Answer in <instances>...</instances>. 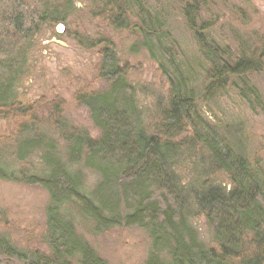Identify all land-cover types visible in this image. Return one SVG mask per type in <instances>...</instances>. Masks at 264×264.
<instances>
[{"label":"trees","instance_id":"16d2710c","mask_svg":"<svg viewBox=\"0 0 264 264\" xmlns=\"http://www.w3.org/2000/svg\"><path fill=\"white\" fill-rule=\"evenodd\" d=\"M86 1L90 20L136 38L167 82L166 104L153 121H143L128 81L130 67L100 31L73 39L99 57L95 71L106 88L74 96L99 138L70 127L61 100L44 107L22 104L16 87L33 38L43 25H63L77 7L73 0H0V120L12 123L14 145L7 151L12 164L0 159V180L40 187L50 199L44 237L49 254L21 251L0 235V264H107L76 234V216L63 210L69 204L79 218L94 223L95 235L113 228L146 230L151 240L146 264H264V177L240 140L228 136L219 120H207L197 103L233 92L251 111L260 106L249 77L264 72V31L243 35L227 25L217 5L226 0H173L207 65L196 95L177 61L166 15L170 7L157 0ZM234 12L231 21L243 27L244 13ZM222 29H228L231 42ZM195 150L203 178L205 170L209 177L184 183L178 170L185 158L196 157ZM35 151L40 167L27 161ZM83 171L96 178L93 186L84 183ZM213 175H222L226 185L215 184ZM196 218H203L213 246L198 239L191 223Z\"/></svg>","mask_w":264,"mask_h":264},{"label":"rangeland","instance_id":"374dc122","mask_svg":"<svg viewBox=\"0 0 264 264\" xmlns=\"http://www.w3.org/2000/svg\"><path fill=\"white\" fill-rule=\"evenodd\" d=\"M73 1L77 11H73L63 25L60 23L43 25L33 38L32 46L27 51V61L22 68L23 77L16 87L18 100L24 105L38 103L42 105L41 107L54 99L61 100L62 117L68 125L85 130L91 139L99 138V131L93 125L88 111L74 100L78 92L99 91L106 88L105 82L95 71L99 57L93 50L80 48L73 39L77 34L92 37L96 31H100L111 37L120 62L130 67L128 81L134 87L138 106L143 113V121L150 123L157 116L158 107L161 109V106H165V94L168 89L167 82L157 70L156 64L138 45L136 38L133 39L125 33L113 34L102 24L90 20L86 10L88 7L86 0ZM226 1L224 6L217 5L225 11L226 16L222 20L227 21L225 22L227 25L238 29L241 34L244 33L243 35L254 30L264 31V0ZM159 3L170 7L166 15L169 19L173 47L178 54L177 61L180 63L181 70L190 75L189 80L197 95L201 90L200 86L207 65L202 61L195 41L177 12L178 6L173 4V0H157L158 6H160ZM220 8L218 11H221ZM235 9H241L244 13L245 26L241 27L233 20L231 21L235 19ZM58 25L63 26V32L60 34L56 32ZM227 30L222 29L226 33V38L230 40ZM223 34L221 32V35ZM249 78L260 97V106L255 107L254 111H251L233 92L207 102H199L198 98L197 103L207 120L215 121V123L219 120L228 136L240 140L250 164L252 166L257 164L259 172L264 177V72ZM12 130V123L0 120V149L2 150L0 159L1 163L7 167L14 160L10 154L7 155L8 149L14 147L10 137ZM57 144L59 152L63 153V145L60 142ZM195 152L196 157L181 161L178 173L184 179V183L196 178L205 181L209 177L205 170V179L203 178L204 169L198 166L201 160L200 154L196 150ZM188 154L191 153L188 152ZM39 155V152L35 151L27 161L40 167ZM191 164H197V166L194 168ZM20 166L30 169L25 164H18L17 168ZM83 172L84 183L88 187L93 186L96 178L87 174V171ZM210 178L215 181V184L226 185L222 175H213ZM49 200L48 193L40 187L0 180V235L9 239L14 247L21 251L36 250L49 254L44 239L46 207ZM63 210L67 213L66 215L76 216L73 217L76 234L84 239L94 253L107 264H146L148 261L151 240L146 230L138 227L113 228L106 233L95 235L92 230L94 223L79 218L74 205L63 206ZM191 223L200 242L206 246H213L203 218L193 219ZM163 255L159 254V258Z\"/></svg>","mask_w":264,"mask_h":264},{"label":"water","instance_id":"95a60500","mask_svg":"<svg viewBox=\"0 0 264 264\" xmlns=\"http://www.w3.org/2000/svg\"><path fill=\"white\" fill-rule=\"evenodd\" d=\"M78 5V4H77ZM79 6V5H78ZM56 32L58 33V34H60V33H62L63 32V26L62 25H58L57 27H56Z\"/></svg>","mask_w":264,"mask_h":264}]
</instances>
